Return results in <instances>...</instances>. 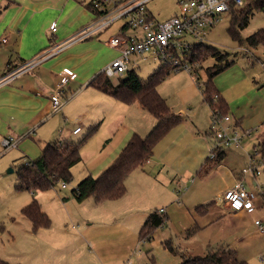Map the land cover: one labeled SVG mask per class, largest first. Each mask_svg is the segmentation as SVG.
I'll use <instances>...</instances> for the list:
<instances>
[{
  "label": "crops",
  "instance_id": "obj_1",
  "mask_svg": "<svg viewBox=\"0 0 264 264\" xmlns=\"http://www.w3.org/2000/svg\"><path fill=\"white\" fill-rule=\"evenodd\" d=\"M89 2L91 0H0V77L5 73L7 64L15 66L34 60L64 44L81 30L90 26L94 22L95 15L86 6ZM148 14L152 20H156L149 12ZM54 23L57 24L56 32L52 31ZM107 30L108 28L95 36L70 45L55 56L41 60L28 73L23 74L0 90V181L4 179L3 172L6 168L14 166L24 157L28 158L24 159L26 161L37 159L48 144L55 143L51 142L55 134L47 132L56 133L52 125L56 122V126L59 127L61 117L55 116L58 112L52 111L51 95L55 93L64 70H68L70 74V81L65 93V105L59 111L65 116V120L74 116L88 128L93 127L95 123L116 126L119 119H126L130 115L129 109L133 104L118 101L89 85L97 75L102 73L105 66L118 58L120 54L118 49L109 44L111 38L120 34V30L115 33H109ZM136 33L141 34V32L131 29L126 32L127 35ZM4 40L6 41L4 42ZM150 57L152 56L150 55ZM130 65L134 69L139 67L136 62ZM69 95H71L70 98ZM70 108L74 109V114H72V110H69ZM143 110L149 113L144 108ZM174 114L183 118L181 123L183 128L176 133L179 135L169 142L168 146L166 145L158 157L154 159L157 145L162 144L178 129L173 128L156 145L153 156L143 166L126 177L127 183L133 175H137L138 183L139 180L144 182L145 179H148L150 183L153 171L156 170V175L154 177L153 174L151 179H157L161 174H164L162 171L165 168L170 171L166 174L167 178L171 180V177H174V182L177 180V187L181 186L180 181L187 174H191V176L195 174L196 178L201 177V175L205 176V173L212 171V178L220 173L219 169L223 167L220 163L225 161L228 156V153L224 151L225 149L220 150L223 159L219 162L213 161L215 159L211 158L212 151L215 152L217 158L216 138L209 136V134L204 135L203 131L200 130L191 132L183 108L177 109ZM51 117L53 118L51 119ZM108 118L112 119L111 122H108ZM50 119L51 122L48 124L47 121ZM154 119L155 126L157 121L156 118ZM78 127L81 128L82 126H75L70 136L68 134L66 137L59 129L60 140L57 142L73 140L71 136L83 132L81 129L78 134H73V131ZM136 132L138 133L137 129L131 128L126 134L112 135L116 144L109 154L94 165L93 175L95 178L116 160L132 136L137 134ZM56 135L58 136V134ZM137 135L146 136V134ZM188 135H191V139L188 138ZM9 137L16 138L18 144L16 148L5 150L3 140ZM113 139L112 141H115ZM112 141L107 147L113 145ZM212 146L213 148H211ZM240 147H242V142ZM218 163L220 164L219 168L213 170L215 164ZM238 172L239 170L229 173V179L221 190H216V193L214 190H210V193L205 188L206 191L198 196L202 204L195 210L213 203L212 207L206 211H195L199 218L194 217L190 209L187 211L181 207V199L178 196L174 201L166 205L163 204L160 209L153 210L152 204H143L144 198L142 196H138L137 202H134L124 194L116 200L96 202L93 199L96 202H92V205L94 204L93 211L89 212L90 208L88 207L89 214L81 215L79 220L83 221V224L80 230L76 232L66 228L55 230L54 224H51L49 228H42L34 233L32 223L22 215V210L33 199L27 200L23 204L22 210L19 208L12 212L8 210L7 214L4 213L5 209L1 204L0 220L10 219L9 229L5 230L8 234L24 228L25 234L29 237L26 244L28 254L17 256L20 259L17 264H180L182 258L166 247L167 241L170 240L169 229L166 227L154 232L150 238L152 242L149 245L153 248L162 245L168 250L169 254L165 256L164 260L160 262L156 260L152 253L153 248L148 250L147 254L138 253L140 251L138 247L141 245L140 231L149 214L156 210L165 214L168 218L167 224L171 229V225L175 222L173 217L175 205L184 211L183 218L185 221L182 226H177L179 230L187 231L196 226L198 231L195 235H197L202 232L205 233L208 229L217 228L220 235L218 237L219 243L216 242L218 247L211 249L212 247H209L210 240H208L206 248L208 250L225 248L236 251L235 246L241 240L238 236L244 231L243 221L247 218L248 213L228 212L218 198L234 185L241 173ZM260 178L252 179L247 185L248 189L253 190L258 195V212L261 211L262 206L264 207L260 197V192H262L261 196L264 198ZM132 179L134 181V178ZM207 181L209 182L208 178L204 183ZM193 182L195 183L196 180L194 179ZM169 185L171 184L169 183ZM168 187L170 188V186ZM254 188H260V190H254ZM93 200L90 199L89 201ZM38 201L42 211L53 218L52 213H50L52 211H45L40 199ZM49 208L52 209L51 206ZM16 211L21 213V216L13 215ZM187 216L190 218L189 221ZM70 218L72 217L70 216L68 219ZM192 222L191 227L189 224ZM4 228L1 231H4ZM258 231L264 234L259 227ZM2 258L5 257L0 255V260Z\"/></svg>",
  "mask_w": 264,
  "mask_h": 264
},
{
  "label": "rangeland",
  "instance_id": "obj_2",
  "mask_svg": "<svg viewBox=\"0 0 264 264\" xmlns=\"http://www.w3.org/2000/svg\"><path fill=\"white\" fill-rule=\"evenodd\" d=\"M147 9L150 15H153L160 22L178 15L180 11L178 0H151L147 4ZM238 11L240 10H236L235 13ZM234 20L235 17L232 12L224 13L213 27L207 29L206 40L203 41V44L209 48H215L217 52L214 55L206 57L200 63L198 61L193 62L189 52L188 57L182 60L183 62L188 61L194 63L189 64L193 65L195 72L189 73L185 69L177 71L171 65L166 66L169 73L157 85V91L166 100L172 112L183 108L187 115L185 118L191 132L200 130L203 131L204 135L209 134V136H213L211 134L213 112L209 104L205 101L203 89H206L207 83L210 81L209 70L215 66L221 67L222 71L211 79V83L228 104L229 111L227 115L230 118L229 125L231 127L234 126L236 131L242 136V147L224 148L228 156L225 161L220 163L223 167L219 169L220 173L215 177L211 178L212 171L205 173V176L201 175V177L196 178L195 174L193 176L187 174L185 178L181 179L180 187H177V180L174 182V177H171V180L167 178L166 174L170 171H167L169 169L166 168L162 171L164 174H161L157 179H151L153 174L154 177L156 175V170L153 171L150 177V183L148 179H145L144 182L139 180L138 183L137 175H133L128 183L125 180L127 191L125 194L126 197L131 198L134 202H137L138 196H142L144 198L142 200L143 204H152L153 210H155L160 209L163 204L166 205L174 201L178 196L181 199V207H184L187 211L190 209L192 215L199 218L195 209L202 204L198 196L206 191L204 189L207 188L210 193V190H214L215 193L216 190H221L229 179V173L238 170L241 172L248 166L250 156L258 151L260 142L264 140V43L252 46L248 42V38L264 30V10H253V13L249 17V22L244 28L239 23H235ZM125 23L126 20L116 21L107 31L109 33H115ZM186 40L192 45L199 44V42L192 38H187ZM131 61L132 64L136 62L139 66L135 68V71L143 81L147 80L150 75L164 66L160 60L155 57H150V54L142 57L132 56ZM197 63H199V67H196L198 65ZM132 68L133 66L130 65L129 70L134 69ZM119 80L120 78L118 77L111 79L113 84H117ZM68 97L70 98L71 95ZM65 99L66 96H63V100ZM131 104L133 106L129 109L130 115L126 119H119L116 126L95 123L93 127L88 128L80 119L71 116L65 120V116L61 112H58L55 116L61 117L60 126L57 127V123L55 122L52 128L55 129L56 133L47 132L49 134H55L51 142L60 140L59 129L64 134V137H66L68 134L70 136L75 126H82L81 129L83 132L79 135L71 136L73 140L69 141H80L93 128L95 129L81 148L82 162L72 168V179L70 182H66L67 188L63 189V183H60L48 191L36 192L35 195L29 190L17 191L15 189L19 169L27 157L20 159L14 166L6 168L3 172L4 179L0 181V206L2 204L3 209H5L4 213L7 214L8 210L12 212L17 208L20 210L27 200L34 199L36 196V200L38 201L40 199L45 211H52L50 213H52L53 218H50L48 214L47 216L53 221L51 224H54L53 228L55 230L61 228L74 230V232L80 230L83 224V221L81 222L79 220L81 215L85 213L88 215L89 212L93 211L94 204L92 205V202L95 201L91 197L83 201V203L78 202L72 192L76 189L78 182L87 176L94 177V165L109 154L116 144V140L113 139L112 135L126 134L128 129L130 130L132 128L137 129V134H146L147 136L156 126H154V116L144 111L138 102ZM69 110H72V114L75 113L73 108ZM51 119L47 121L48 124L51 122ZM111 120L108 118V122H111ZM141 124L143 125L142 127ZM182 126V124H179L178 127H175V129L178 128L175 133L171 134L162 144L157 145L154 159L158 157L166 145L168 146L169 142L179 135L176 133L180 132L183 128ZM188 138L191 139V135H188ZM112 139L115 141H112ZM111 141L113 145L107 147ZM220 164H215L213 170L218 169ZM132 178H134V181ZM206 178L209 179V182L204 183ZM194 179L196 180L195 183L193 182ZM260 180L261 185H263L261 191L264 192V177H261ZM254 190H260V188H254ZM261 195L262 192H260V197L264 204V198ZM90 199L93 201H89ZM49 206L52 207L51 210ZM88 207L90 208L89 212ZM183 212L181 208L175 207L174 205L173 217L175 222L172 225L170 224L171 229L168 224L165 226L169 229L170 240L167 242L175 248L177 255L181 258L183 255L189 257H204L209 251L206 248L208 240H210L209 247H212L211 249L218 247L219 232L217 228H214L208 229L205 233L202 232L188 237L184 229L182 231L177 227L178 225L182 226V223L185 221ZM13 215L21 216V213L16 211ZM70 216L73 219H68ZM187 219L189 221V216H187ZM3 220H0V255L5 257L2 259L8 261L7 263L17 264L20 261L17 256L28 254L26 252V244L29 237L25 234L24 228L8 234L5 230L7 228L9 229L10 219ZM257 220L264 221L263 206L260 212L248 213L247 218L243 221L244 231L238 236L241 240L235 246L239 259L249 264H264V234L258 231V226L255 223ZM192 224L193 222L189 225L191 226ZM3 228L4 231H1ZM150 240L140 239L141 245L138 247V250L147 254L148 250L153 248L151 246L149 247L152 242ZM143 241L145 242L143 243ZM168 252L162 245H158V247L154 246L152 250L153 256L159 262L164 260L165 256L169 254ZM8 258L10 260H7Z\"/></svg>",
  "mask_w": 264,
  "mask_h": 264
},
{
  "label": "trees",
  "instance_id": "obj_3",
  "mask_svg": "<svg viewBox=\"0 0 264 264\" xmlns=\"http://www.w3.org/2000/svg\"><path fill=\"white\" fill-rule=\"evenodd\" d=\"M94 13L96 21L101 14L94 9L92 2L86 5ZM253 10H264V0H255L246 8L238 11L232 10L235 20L244 28L248 22ZM152 19L151 17H149ZM131 28L124 24L120 29V34L127 35L126 32ZM234 35H236L234 33ZM252 46L264 43V30L255 33L248 38ZM217 52L215 48H209L204 44L194 46L190 51V57L193 62H202L206 57L214 55ZM164 65L161 69L154 72L149 78L143 81L135 69L128 70L125 76L120 77L117 84L105 76L102 72L91 82L90 86L115 98L126 104L138 102L145 110L152 114L157 124L155 128L145 137L137 134L133 135L127 145L124 147L116 160L98 177L88 176L80 181L73 190V195L78 202H83L93 197L96 202L106 200H116L126 193L125 180L134 170L143 166L154 154L156 145L176 126L182 123L183 118L175 115L157 91V85L168 75L169 71ZM222 68L215 66L209 70V79L206 89H203L205 101L209 104L212 112L218 110L222 116L228 114V104L218 93L211 83V79L219 74ZM218 96L216 100L215 96ZM65 96V95H64ZM95 129H93L85 138L80 141H63L48 144L41 155L35 160H27L19 169L18 178L15 183L17 191L29 190L33 193L49 190L60 183L70 182L72 179V168L82 161L81 148L87 142ZM219 150V151H218ZM221 148H216L217 158L213 161H221L223 154ZM258 153L264 159V141L260 142ZM264 177V169L263 175ZM213 203L197 208L196 211H206L212 207ZM22 215L26 217L33 225V232L37 233L42 228L51 226L50 218L42 211L38 201L34 198L32 202L22 210ZM168 218L159 211H153L149 214L140 231V239L148 240L154 232L166 226ZM198 231L194 226L186 231L188 237L194 236ZM166 247L174 253L177 251L169 242ZM0 264H9L0 260ZM180 264H249L241 261L236 251L220 248L209 250L204 257L182 256Z\"/></svg>",
  "mask_w": 264,
  "mask_h": 264
},
{
  "label": "built area",
  "instance_id": "obj_4",
  "mask_svg": "<svg viewBox=\"0 0 264 264\" xmlns=\"http://www.w3.org/2000/svg\"><path fill=\"white\" fill-rule=\"evenodd\" d=\"M151 0H91L94 9L101 17L90 26L81 30L76 36L68 40L57 48L43 54L42 56L25 62L20 65H6L5 73L0 77V90L23 74L28 73L36 67L41 60L55 56L65 50L70 45L97 35L109 28L114 22L126 20L131 30L141 32V34L122 35L119 34L111 38L109 44L120 51L118 58L109 63L103 69V73L109 79L123 77L129 70L132 63V56L151 55L160 60L164 65H171L177 71L187 70L189 73L195 72L193 65L188 61H182L189 55L191 49L196 46L190 44L186 39L192 38L203 44L206 40L207 29L213 27L224 13L232 10H242L255 0H178L180 8L179 14L165 21H156L149 18L147 4ZM52 31H57V24L52 25ZM6 40H4L5 42ZM194 64V63H191ZM196 67H199L197 63ZM70 81L68 70H64L57 85L56 91L51 95L52 111L59 112L65 105L63 96L66 93ZM216 95L214 99L216 100ZM228 115L222 116L220 111L212 113L211 134L216 138V148L240 147L242 136L236 129L229 125ZM81 128L78 127L73 134H78ZM18 140L14 137L3 140V148L10 150L16 148ZM216 158L215 152L211 155ZM264 159L260 157L258 151L249 158V163L244 168L234 185L228 188L219 198L228 212L254 213L257 210L258 195L247 188L250 181L263 175ZM62 188H67L63 183ZM256 225L264 232V221L257 220ZM138 253H141L139 251Z\"/></svg>",
  "mask_w": 264,
  "mask_h": 264
}]
</instances>
